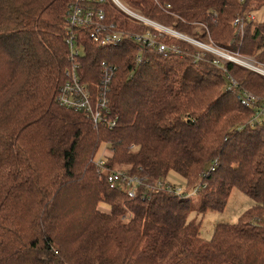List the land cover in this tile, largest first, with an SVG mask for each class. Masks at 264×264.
Segmentation results:
<instances>
[{
    "label": "trees",
    "instance_id": "1",
    "mask_svg": "<svg viewBox=\"0 0 264 264\" xmlns=\"http://www.w3.org/2000/svg\"><path fill=\"white\" fill-rule=\"evenodd\" d=\"M72 1L0 0V264H264V126L241 129L252 113L226 91L232 78L264 98V78L228 61L217 67L214 54L178 38L171 43L179 53L147 49L137 65L136 44L98 48L91 29L81 28L83 81L96 91L100 64L118 69L109 93L118 126L96 130L57 102L69 67ZM123 1L145 18L264 67V22L234 26L238 17L264 13V0ZM86 3L103 9L116 29L151 30L109 0ZM106 145L114 155L100 177L95 159ZM121 170L149 185L169 183L174 173L188 191L199 187V197L140 188L130 199L105 178ZM234 190L254 208L202 239V222L192 214L224 212Z\"/></svg>",
    "mask_w": 264,
    "mask_h": 264
},
{
    "label": "built area",
    "instance_id": "2",
    "mask_svg": "<svg viewBox=\"0 0 264 264\" xmlns=\"http://www.w3.org/2000/svg\"><path fill=\"white\" fill-rule=\"evenodd\" d=\"M87 0H73L69 5L66 19V36L65 43L69 49V67L66 70V80L60 86L57 102L63 108L73 112L82 113L91 122L92 127L96 130L107 129L113 130L118 126V119L114 117L110 110L109 93L111 84L118 75L117 67L107 61H103L99 66L100 80L96 84V91L86 83L81 76L82 59L86 56L84 40L82 41L78 35V29H91L89 39L94 42L98 48H117L118 45L125 42L134 43L138 46V55L136 63L139 65L143 61V52L147 49L154 51L160 56H171L179 53L178 48L171 43V38H178L189 44H193L202 52H210L214 54L217 60L215 66H219L222 62L228 61L233 64H238L240 67L249 71H254L264 78V67H257L253 58H248L240 54L234 56L219 52L210 46L190 39L178 31L173 30L164 25L145 18L140 12L130 9L123 0H109L111 5L119 12H122L131 21L139 25L149 27L146 33L128 32L116 29L112 25L106 23V13L103 9L86 5ZM102 6L106 0H89ZM169 8V7H167ZM245 22H260L263 23V17L257 18L255 13L245 14L242 17L235 19L234 26L244 28ZM202 54H198L197 59H200ZM251 61V62H250ZM226 91L236 97L240 106L251 112L252 117L244 124L243 128H254L264 126V98L249 93L241 84L235 80L227 78ZM112 151V153H111ZM113 150H103L99 157H96L95 165L97 173L100 177L104 176V170L108 160L112 158ZM111 188H123L130 199H136L139 194V189L144 188L145 194L148 195L151 191H168L174 195L187 194L186 198H193L199 192V187L192 191H186L183 187H177L170 183L155 181L150 185L146 178L141 176H132L127 171H110L105 176ZM150 199V198H149Z\"/></svg>",
    "mask_w": 264,
    "mask_h": 264
},
{
    "label": "rangeland",
    "instance_id": "3",
    "mask_svg": "<svg viewBox=\"0 0 264 264\" xmlns=\"http://www.w3.org/2000/svg\"><path fill=\"white\" fill-rule=\"evenodd\" d=\"M263 12H257L255 13L256 17L259 18ZM258 23V22H255ZM251 62V61H250ZM257 67L262 68L261 66L257 65ZM103 150H111L108 145L103 146L101 148L100 153L97 157L100 156L101 152L103 153ZM112 153V151H111ZM114 155V153H113ZM112 155V157H113ZM97 159V158H96ZM95 159V161H96ZM126 171V170H125ZM168 182L177 186V187H183L185 190H189L186 186H184V180L179 177L178 175L171 173L168 177ZM199 196L197 193L194 196V200L197 199ZM255 206V201L248 198L246 195H244L240 190H234L231 196L228 199L227 206L224 210V212L219 213L215 211H209L205 214H192V219H197L198 221L202 222V228H201V237L202 239L206 241H210L214 235L215 228L218 225H236L240 221V219L244 216L245 213L252 210ZM103 212H107L105 209H101Z\"/></svg>",
    "mask_w": 264,
    "mask_h": 264
},
{
    "label": "crops",
    "instance_id": "4",
    "mask_svg": "<svg viewBox=\"0 0 264 264\" xmlns=\"http://www.w3.org/2000/svg\"><path fill=\"white\" fill-rule=\"evenodd\" d=\"M261 17H263V19H264V13L262 14V16Z\"/></svg>",
    "mask_w": 264,
    "mask_h": 264
}]
</instances>
